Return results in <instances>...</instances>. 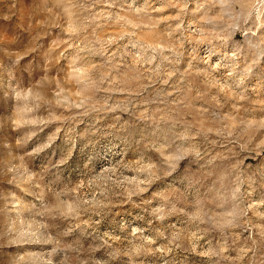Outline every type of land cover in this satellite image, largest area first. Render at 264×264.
I'll return each instance as SVG.
<instances>
[{
	"label": "rangeland",
	"instance_id": "rangeland-1",
	"mask_svg": "<svg viewBox=\"0 0 264 264\" xmlns=\"http://www.w3.org/2000/svg\"><path fill=\"white\" fill-rule=\"evenodd\" d=\"M0 264H264V0H0Z\"/></svg>",
	"mask_w": 264,
	"mask_h": 264
},
{
	"label": "bare ground",
	"instance_id": "bare-ground-1",
	"mask_svg": "<svg viewBox=\"0 0 264 264\" xmlns=\"http://www.w3.org/2000/svg\"><path fill=\"white\" fill-rule=\"evenodd\" d=\"M135 1H131L132 4H134ZM155 4V3H154ZM156 8L159 6H155ZM161 7V6H160ZM158 9V8H157ZM161 9V8H160ZM192 24V23H191ZM200 31V30H199ZM205 55V54H204ZM210 56V55H209ZM211 60V59H210Z\"/></svg>",
	"mask_w": 264,
	"mask_h": 264
}]
</instances>
